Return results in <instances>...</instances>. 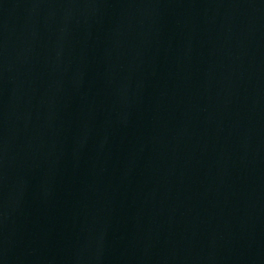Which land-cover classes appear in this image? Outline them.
Returning <instances> with one entry per match:
<instances>
[{"label": "water", "instance_id": "1", "mask_svg": "<svg viewBox=\"0 0 264 264\" xmlns=\"http://www.w3.org/2000/svg\"><path fill=\"white\" fill-rule=\"evenodd\" d=\"M0 264H264V0H0Z\"/></svg>", "mask_w": 264, "mask_h": 264}]
</instances>
